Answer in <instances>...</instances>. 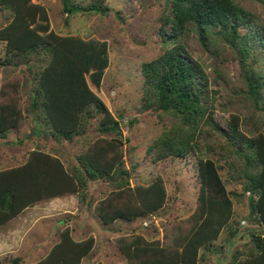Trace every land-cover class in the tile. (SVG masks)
<instances>
[{
    "label": "rangeland",
    "instance_id": "1",
    "mask_svg": "<svg viewBox=\"0 0 264 264\" xmlns=\"http://www.w3.org/2000/svg\"><path fill=\"white\" fill-rule=\"evenodd\" d=\"M234 1L249 14L237 43L246 48L245 67L263 76L261 98L253 99L246 68L218 28L207 29L204 43L190 25L182 43L205 69L220 131L205 123L199 147L192 146L186 156L156 158L149 145L167 127L158 111L145 105L142 64L169 46L161 34L168 26L160 20L166 1L68 0L67 7L97 2L107 9L66 16L61 0H0L1 57L42 42L60 54L56 74L48 63L41 73L54 80L43 84L47 112L58 126L52 127L78 126L92 101L103 105L99 111L92 108L83 136L34 134L27 72L1 65L0 102L12 101L18 112L0 134V170L23 164L37 150L58 163L67 179L80 152L108 172L119 164L129 172V183L121 187L104 178L88 179L83 194L77 186L57 197H33L23 212L0 223V234L8 237L13 231L17 239L0 247V264H34L64 241L71 249L50 264H141L145 254L156 264H227L234 254L238 264H264V0ZM20 41L24 44L15 47ZM114 118L120 135L96 134L98 124ZM228 121L256 142L262 168L253 197L243 186V159L221 133ZM106 144L100 156L98 149ZM254 237L261 249L253 256L262 260L251 261L246 254L257 248Z\"/></svg>",
    "mask_w": 264,
    "mask_h": 264
},
{
    "label": "trees",
    "instance_id": "2",
    "mask_svg": "<svg viewBox=\"0 0 264 264\" xmlns=\"http://www.w3.org/2000/svg\"><path fill=\"white\" fill-rule=\"evenodd\" d=\"M166 7L160 17L161 26H168L166 34L162 32V38L169 46L157 57L145 61L142 64V74L144 76L145 86V105L151 106L158 111L159 119L166 125V131L158 136L149 145L156 158L167 155L186 156L192 149V146H200L202 134V125L210 123L214 130L220 131L218 120L214 118V94L208 85V77L203 65L193 57L182 43L188 27L192 25L197 31L202 42H206L207 29L217 27L224 35L225 39L237 50V57L242 66L246 68L247 51L238 43L239 28L248 26L250 22L249 14L240 7L234 0H165ZM66 16L77 11H95L105 12L107 9L101 3L92 2L91 4H78L74 7H67L68 0H61ZM4 7L10 8V4ZM250 26V25H249ZM259 33V32H258ZM261 38V36L259 37ZM24 41L18 42L17 46H22ZM24 49V50H23ZM21 51L0 56V66L17 68L21 66L23 71L27 72L26 84L28 85L30 111L33 113L35 128L34 134H44L49 131L50 135L57 139L72 140L75 136H83L87 132L90 123V117L93 115V109L99 111L103 108L102 102L95 99L90 106H87L81 113L79 125L65 129H56L55 118H50L47 112V101L43 84H53L52 78L42 76V69L45 64H51L49 69L56 74L57 67L62 64L59 61V53L56 54L52 45L49 43H34L29 47H23ZM52 68V69H51ZM45 71V70H44ZM246 79L248 90L253 99L258 102L261 98L260 86L263 81L261 72L246 68ZM49 80V81H48ZM59 99L58 102L65 106L66 103ZM12 101L0 102V134H4L9 129L10 123H13V113L17 109L11 104ZM264 109V105H260ZM18 112V111H17ZM52 120V121H51ZM75 120V119H73ZM52 122V123H51ZM76 123V122H75ZM74 123V124H75ZM78 123V121H77ZM107 132L121 134L119 121L114 118L105 123L97 125V135ZM226 136L227 141L233 146V151L241 155L243 159L244 189L249 191L251 197L253 193H259L260 180L259 173L262 163L257 154L256 142L250 136H241L237 125L227 122V129L221 131ZM109 144L100 146V156L109 147ZM100 156H95L100 158ZM35 156L32 157V159ZM30 160L22 164L20 175L14 169L0 170V223L7 220L10 216L17 213L27 202L32 200L28 190L18 185V178L26 180V186L29 179L36 178L30 175ZM77 164L71 171L65 188L83 190L87 180L104 178L111 180L116 187H121L129 183L128 169L119 164L112 172H108L101 167H96L87 155L80 152L76 155ZM96 162L98 159H94ZM36 167V165H35ZM17 170V169H16ZM46 169V173L50 174ZM16 173V174H14ZM65 178V177H64ZM81 194H83L81 192ZM253 199V198H252ZM251 205L254 206L253 200ZM254 208V207H253ZM256 238V237H254ZM256 240V249L248 251L249 256L260 252L261 245ZM71 244L67 241L58 243L51 253L47 254L42 260L34 264H50L60 253L68 251ZM71 249V248H70ZM145 256H150L149 254ZM68 257V256H67ZM145 257L141 264H156L152 258ZM258 256L251 257V261ZM237 254L231 256L227 264H238ZM155 260V259H154ZM242 262V263H241ZM14 263H17L14 260ZM239 264H244L240 261Z\"/></svg>",
    "mask_w": 264,
    "mask_h": 264
},
{
    "label": "crops",
    "instance_id": "3",
    "mask_svg": "<svg viewBox=\"0 0 264 264\" xmlns=\"http://www.w3.org/2000/svg\"><path fill=\"white\" fill-rule=\"evenodd\" d=\"M35 156V158L32 159V157ZM29 160V159H27ZM27 160L24 162L26 163ZM23 163V164H24ZM22 164H20L19 166L16 167H9V168H5V169H14L17 174L20 175L21 172V166ZM36 165V167H35ZM17 169V170H16ZM46 169H49L51 172L50 174L46 173ZM60 165L58 163H56L55 161H52L47 155H45L44 152L42 151H35L32 153L31 156V160H30V175H35L36 178H32L29 179V183L26 186V180H21L20 178H18L19 182L18 185L20 187H24L25 190H28L30 194V198L32 197H43V196H48V195H56L55 197H57L59 194V192L67 189L65 188L66 185L63 187L64 183L67 184L66 180L67 177L62 175V171L60 170ZM4 170V169H3ZM16 174V173H14ZM64 179V181H63ZM45 194V195H43ZM30 203V202H27ZM31 204V203H30ZM29 204V205H30ZM27 204H25L23 206V208H21L18 213H16L17 215L20 214L21 212H23L25 210V208H27L26 206ZM8 222V221H6ZM5 222V223H6ZM4 223V224H5ZM7 224V223H6ZM3 225H0V230L2 228ZM13 231H10V233L6 236H3L2 234H0V247H4L6 245H12L17 241V239L15 238L16 235L14 233H12ZM3 237L5 239H3ZM15 241V242H14ZM19 241V240H18ZM46 256V255H45ZM45 256H40L39 260H42Z\"/></svg>",
    "mask_w": 264,
    "mask_h": 264
}]
</instances>
